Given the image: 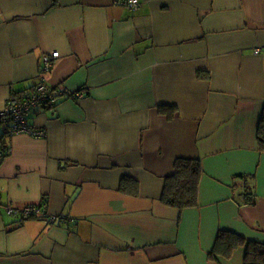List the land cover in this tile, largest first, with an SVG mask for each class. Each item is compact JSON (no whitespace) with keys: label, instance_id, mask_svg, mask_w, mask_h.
I'll list each match as a JSON object with an SVG mask.
<instances>
[{"label":"crops","instance_id":"1","mask_svg":"<svg viewBox=\"0 0 264 264\" xmlns=\"http://www.w3.org/2000/svg\"><path fill=\"white\" fill-rule=\"evenodd\" d=\"M119 1L0 0V110L40 79L85 94L5 139L0 264H242L212 251L264 242V0ZM177 159L201 166L195 206L161 200ZM42 201L52 221L6 213Z\"/></svg>","mask_w":264,"mask_h":264},{"label":"trees","instance_id":"2","mask_svg":"<svg viewBox=\"0 0 264 264\" xmlns=\"http://www.w3.org/2000/svg\"><path fill=\"white\" fill-rule=\"evenodd\" d=\"M31 87H27L15 93L19 94ZM158 110L165 115L171 116V108L161 107ZM259 118L258 142L260 143L261 149L264 150V108ZM8 136L9 132H5L0 136V158L7 155V153L4 152L8 151V145L5 140ZM200 167L198 160L177 159L174 164L173 173L167 176L163 182L164 187L161 200L168 205L178 208L195 206L197 197L196 192H198V180L202 174V169ZM242 244L245 250L243 251L244 262L242 264H264V242H246L242 237L223 230H220L217 234L212 253H224V255H228L234 248ZM214 254H212L213 258H215Z\"/></svg>","mask_w":264,"mask_h":264},{"label":"built area","instance_id":"3","mask_svg":"<svg viewBox=\"0 0 264 264\" xmlns=\"http://www.w3.org/2000/svg\"><path fill=\"white\" fill-rule=\"evenodd\" d=\"M139 0H120L122 5H125L131 10L137 9ZM58 57V52L46 53L42 56V70L47 71L51 68L52 60ZM85 94L83 92H68L61 88H53L48 85L43 79L21 93L11 92L3 103L0 110V122L7 124L10 134L25 133L34 137H43V130L35 129L30 126L27 115L30 110L37 106H54L60 98L78 99ZM47 203L42 201L39 204H27L19 208L7 207L6 213L22 218L27 217H45L52 221L53 216L47 212Z\"/></svg>","mask_w":264,"mask_h":264}]
</instances>
